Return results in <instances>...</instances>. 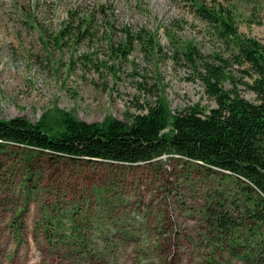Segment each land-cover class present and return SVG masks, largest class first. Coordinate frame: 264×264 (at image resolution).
Wrapping results in <instances>:
<instances>
[{
    "label": "rangeland",
    "instance_id": "1",
    "mask_svg": "<svg viewBox=\"0 0 264 264\" xmlns=\"http://www.w3.org/2000/svg\"><path fill=\"white\" fill-rule=\"evenodd\" d=\"M206 1L233 3L239 30L264 37V0ZM72 7L78 15L93 12V25L78 38V27L70 28L57 42L54 34ZM106 19L115 21L113 30ZM127 24L134 34L142 25L146 31L144 42L135 41L123 56L110 44L120 46V28ZM151 34L156 48L147 41ZM186 40L210 55L227 52L212 27L182 0H0V117L25 115L36 121L45 109L58 107L86 121L127 120L157 99L170 113L194 104L206 110L213 100L196 69L176 56V42ZM242 92L253 97L247 89ZM21 151L1 156L7 167L0 169V264H206L208 240L215 241L207 231L205 203L222 185L202 167L167 155L123 169L86 167L82 174L105 182V192L96 193L86 178L82 195H57L25 189ZM45 166L42 180L58 176L55 165ZM59 168L56 180L69 171ZM70 202L85 210L74 216V222L85 224L82 252L77 244L64 245L58 235L54 241L47 234L43 208L56 203L53 223L65 229L73 217ZM213 252L222 264H248L221 244Z\"/></svg>",
    "mask_w": 264,
    "mask_h": 264
},
{
    "label": "trees",
    "instance_id": "2",
    "mask_svg": "<svg viewBox=\"0 0 264 264\" xmlns=\"http://www.w3.org/2000/svg\"><path fill=\"white\" fill-rule=\"evenodd\" d=\"M182 1L189 5L193 16L212 27L227 50L210 55L193 41L176 42L180 43L175 50L177 59H184L196 69L205 92L213 100L211 106L203 110L197 104L188 105L170 113L166 104L157 99L127 120L111 116L102 122L76 118L58 107L45 109L36 121L25 115L0 117V169L7 167L1 157L4 152L22 150L20 174L27 179L26 190H55L57 195L71 191L79 196L88 186L86 178L96 193L105 192L108 187L94 174H82L86 167L123 169L151 164L163 155L188 161L202 167L222 185L205 203L207 231L214 235L215 241L213 244L207 238L211 250L203 258L206 264H222L221 256L213 252L218 244L224 249L229 247L248 264H264V37L239 30L233 3L228 6L217 1ZM98 7L102 9V4ZM67 13L65 22L54 34L57 42L70 28L78 27V38L93 25L91 11L78 15L72 7ZM106 22L109 30L115 26L113 19ZM120 29L124 39L120 46L115 48L111 43L110 47L126 56L135 41L144 42L146 29L139 26L135 34L128 24ZM167 34L173 42L172 32ZM147 41L153 48L159 45L153 34ZM243 89L251 91L253 97H246ZM46 163L57 167L58 176H51L55 177L53 180L41 179ZM59 165L69 171L56 180L61 175ZM34 176L38 180L32 182ZM228 181L231 185H225ZM69 205L73 217L65 229L59 222L53 223L56 203L53 208H43L44 219L50 224L47 234L52 239L58 235L64 245L77 244L82 252L85 224L74 222V216L85 210L83 206L74 207L73 202ZM242 230L246 231L245 236ZM245 240L247 248L240 251L239 245H244Z\"/></svg>",
    "mask_w": 264,
    "mask_h": 264
}]
</instances>
